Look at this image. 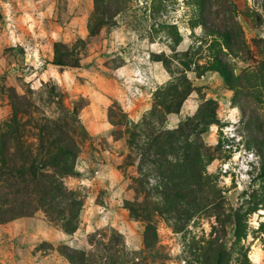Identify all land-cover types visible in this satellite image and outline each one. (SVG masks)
<instances>
[{
	"label": "rangeland",
	"instance_id": "obj_1",
	"mask_svg": "<svg viewBox=\"0 0 264 264\" xmlns=\"http://www.w3.org/2000/svg\"><path fill=\"white\" fill-rule=\"evenodd\" d=\"M113 1L114 9L107 13L111 15L92 35L88 24L93 0H0V124L18 104L24 129L17 134L34 149L36 120L64 118L76 101L83 103L77 108L79 124L73 135L79 146L76 172L62 178L79 204L75 231H65L57 213L39 207L32 186L1 176L0 264H200L197 247L206 241L219 235L217 242L232 248L233 238L228 229L219 233L214 213L243 210L253 200L260 204L246 216V235L239 245L248 264H264V185L254 181L259 153L264 155V94L260 101L252 95L235 103L233 92L208 69L215 50L201 26L191 27L198 15L195 0ZM228 2L248 49L243 58L230 59L239 73L255 68L263 58L264 0ZM172 30L181 37L176 46ZM58 41L80 58L77 67L59 70L51 64ZM179 74L186 76L189 91L177 99L178 109L165 115L161 131L177 129L203 104L215 103L217 122L201 136L213 157L203 175L215 184V199L208 198L211 204L202 199L203 207L180 230L175 218L150 213L157 239L148 248L142 241L145 221L124 207L126 200L144 199L136 191L139 160L125 129L141 122L155 91ZM46 84L60 92V110L45 101ZM20 96L32 106L25 108ZM9 145L11 154L16 143ZM149 149L150 144L140 151ZM7 158L15 165L22 162L17 151ZM238 248L233 255H239Z\"/></svg>",
	"mask_w": 264,
	"mask_h": 264
},
{
	"label": "trees",
	"instance_id": "obj_2",
	"mask_svg": "<svg viewBox=\"0 0 264 264\" xmlns=\"http://www.w3.org/2000/svg\"><path fill=\"white\" fill-rule=\"evenodd\" d=\"M115 1L117 0L113 2ZM93 2L92 19L88 24V31L92 35L106 22L107 17L111 15L107 13L113 7L111 0H93ZM194 4L198 15L191 23V27L201 26L205 35L211 37L215 50L208 69L215 71L228 90L233 92L235 103L236 99L240 100L252 95L260 101V97L264 94V48L261 49L263 58L255 68H244L239 73H235L230 59L243 58L248 49L240 26L233 19L228 0H195ZM172 38L175 46L181 42V37L175 30H172ZM53 52L51 64L59 70L78 66L80 58H77L63 41L54 43ZM181 64H184L185 69L188 70V63L183 61ZM165 68L167 71L170 70L166 64ZM174 77V81L166 83L155 91L152 107L141 122L132 123L131 128L125 129L130 134L128 144L134 146L135 156L139 160L136 191L142 193L144 199L126 200L124 207L133 218H141L145 221L142 241L148 248L157 239L156 227L150 213H156L166 220H169V217L175 218L179 221L180 230L192 219L197 210L203 207L199 206L202 199L205 200L204 204L213 203L208 198L215 199V194L212 193L215 184L207 180L209 175H203L205 166L213 157L201 140V136L206 134L209 126L217 122L215 103L210 101L203 104L202 106L208 107L207 110L201 106L194 116L178 123L177 129L161 131L165 115L178 109L180 105L177 99L183 100L190 87L184 74ZM44 92L45 101L53 103L60 110L62 107L58 98L60 92L56 86L46 84ZM20 98L25 108L32 106L25 97L20 96ZM82 104L76 101V107L71 114L67 112L64 115L67 121L59 116L36 120L33 123V127L37 130L35 133L37 145L34 149L30 144H25L19 139L17 134L19 128L24 129L17 117L18 104L12 105L11 117L0 124V177L15 178L20 183L32 186L39 194V207L57 213L67 232L75 231L79 204L72 192L64 186L62 178L76 172L75 159L79 146L73 135L76 132L75 125L79 124L77 108ZM239 107L245 111L240 104ZM110 123L114 126L119 124L123 126L122 121L116 123L110 120ZM82 131L85 132L83 127ZM10 142L16 143L12 153L17 151L22 161L18 165L10 163L12 158H7L12 154L7 153L11 148ZM148 144H150L149 151L141 153L140 150ZM259 154L261 157L259 156V167L254 181H260L264 185V155ZM10 184L17 185V183ZM202 194H207L208 197H201ZM150 197L154 200H150ZM258 204L259 201L253 200L252 204L247 205L243 210L230 208L227 214L220 215L219 211L214 213L217 222L221 225L219 233L224 234L228 229L227 234L233 238L232 248L227 250L218 243V235L206 241V245L197 247L198 252L199 248L201 249L200 264H248L246 253L242 252L239 244L246 235V216L258 208ZM237 248L239 255H233L234 249Z\"/></svg>",
	"mask_w": 264,
	"mask_h": 264
},
{
	"label": "bare ground",
	"instance_id": "obj_3",
	"mask_svg": "<svg viewBox=\"0 0 264 264\" xmlns=\"http://www.w3.org/2000/svg\"><path fill=\"white\" fill-rule=\"evenodd\" d=\"M254 258L256 259L257 258V255H254Z\"/></svg>",
	"mask_w": 264,
	"mask_h": 264
}]
</instances>
